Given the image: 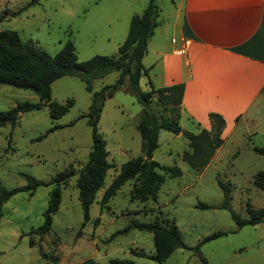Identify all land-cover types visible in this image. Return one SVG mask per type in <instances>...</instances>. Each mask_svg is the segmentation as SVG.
I'll return each mask as SVG.
<instances>
[{"label":"rangeland","instance_id":"rangeland-1","mask_svg":"<svg viewBox=\"0 0 264 264\" xmlns=\"http://www.w3.org/2000/svg\"><path fill=\"white\" fill-rule=\"evenodd\" d=\"M156 2L160 13L154 28V41L159 34L162 39L171 41L175 33L168 23L177 0ZM148 3L149 0H0V31L16 30L23 41L52 55L71 40L79 61H83L97 54H116L127 37L131 17L142 13ZM151 47H156V43ZM153 57V52H149L144 63L147 65ZM118 76V71H112L95 78L93 90L99 91L104 85L114 83ZM92 97L93 93L80 78L60 77L52 84V100L61 104L71 101L66 113L52 118L50 106L46 104L39 110L20 113L15 125L0 128V185L8 189L25 185L27 179L23 173L46 182L61 172L73 173L61 185V203L53 215L51 230L42 234L41 241L32 247L33 256L28 257V238L19 246L27 264H76L87 258L102 263L121 258L135 264H157L148 256L155 251L151 232L132 228L126 233L112 235L134 219L176 223L190 248H177L165 264H264V221L238 228L230 210L219 207L224 198L220 182L229 188L231 205L242 218L248 216L247 202L255 207L264 205V192L254 183L256 173L264 168V155L254 150L255 146H264L262 137L231 139L214 155L210 164L195 170L182 158L189 148L187 138L162 128L160 145L153 158L162 165H177L182 175L170 177L164 169H158L165 173L166 179L157 200L133 199L134 180H130L109 200L108 206L100 205L103 191L120 165L143 154L137 126L142 105L130 92L128 76L104 101L98 130L107 142L108 159L114 166L109 169L105 186L90 208V221L82 227L84 216L76 179L88 160L92 133L87 118H78L88 112ZM25 100L36 102L39 97L29 89L0 85V111L9 110ZM152 105L161 117H175L156 98ZM182 124L187 130H194L190 121L183 120ZM55 125L61 127L37 140ZM54 186L41 185L32 195L19 191L5 202L0 241L11 236L12 228L30 230L43 224ZM199 203L212 207L202 208L197 206ZM216 231L226 234L203 243L201 252H196L193 247ZM132 249L144 250L147 255H136Z\"/></svg>","mask_w":264,"mask_h":264},{"label":"trees","instance_id":"trees-1","mask_svg":"<svg viewBox=\"0 0 264 264\" xmlns=\"http://www.w3.org/2000/svg\"><path fill=\"white\" fill-rule=\"evenodd\" d=\"M156 1L149 0L147 7L142 13L134 14L131 17L127 37L119 46L116 54H97L83 61H79L75 46L71 40L67 41L57 54L52 55L23 41L16 30L5 29L0 31V85L5 84L29 89L39 97L36 102L25 100L9 110L0 111V128L7 125H15L20 113L39 110L46 104L50 106V116L52 118H59L66 113L72 104L71 101L68 104H61L52 100V84L60 77L66 75L78 77L86 83L87 90L93 93L88 112L81 114L78 118H87L92 133V146L88 160L81 168L76 179V185L79 190L78 198L84 216L82 227L90 221V208L96 201L99 190L105 186V179L109 169L114 166L108 159L107 142L98 130V121L105 98L123 85L126 76L129 77L130 92L138 98L142 105L141 117L137 126L142 138L143 154L130 158L120 165L112 181L103 191L99 200L101 206H108L109 200L130 180H134L131 189V197L133 199L140 201L157 200L158 192L166 179L165 173H161L158 169H164L170 177L182 175V169L177 165H162L153 158L155 150L160 145V129L165 128L175 134L182 133L187 138L189 148L183 152L182 158L195 170L205 168L213 159L216 150L224 142L221 132L225 126V119L217 113H210L211 130L202 129L200 132L195 133L182 129L179 119L184 83H174L158 88L151 85L147 90L141 86L140 80L148 72L143 64V57L148 49L149 38L158 22L159 9ZM112 71L119 72L116 81L112 84L104 85L99 91H94L93 80L104 77ZM154 98L165 109H170L171 114H174L175 117H161L158 115L152 105ZM60 127V125L53 126L45 134L39 136L37 140L44 138L49 132ZM254 150L264 155V146H255ZM23 175L27 179V183L23 186L8 189L0 185V226L3 205L12 195L19 191H27L32 195L39 186L54 184L48 207L44 212L43 224L30 231V234H46L51 230L53 215L59 209L61 203V185L73 173L61 172L47 182L37 180L27 173H23ZM254 183L264 192V168L256 173ZM220 185L224 190V198L219 207L230 210L238 228L264 221V205L255 207L247 202L246 211L248 216L242 218L231 205L232 195L229 188L222 182H220ZM197 206L202 208L212 207L208 203H199ZM98 220L99 217L95 219L96 222ZM132 228L147 230L153 234L155 251L152 254H148V256L157 261V264H165V261L177 248H190L184 242L175 222L165 224L159 220L143 222L134 219L112 235L126 233ZM224 234L226 232L216 231L203 238L193 248L200 253L203 243ZM132 252L136 255H147L144 250L132 249ZM76 264L135 263L132 260L121 258H112L106 263L99 262L94 258H87Z\"/></svg>","mask_w":264,"mask_h":264},{"label":"crops","instance_id":"crops-1","mask_svg":"<svg viewBox=\"0 0 264 264\" xmlns=\"http://www.w3.org/2000/svg\"><path fill=\"white\" fill-rule=\"evenodd\" d=\"M173 4L168 24L175 36L169 41L159 34L154 41V31L149 38L144 57L149 52L154 57L147 65L143 61L148 72L140 80L142 88L184 83L179 119L183 130H187L183 120L192 124L194 130L189 131L211 130L210 113L220 114L225 119L224 142L215 155L231 139L264 138V0H177ZM153 43L156 47H151ZM3 228L4 214L0 238ZM31 230L12 228L11 236L0 241V264L28 263L19 246L28 238L31 257L42 236L33 238Z\"/></svg>","mask_w":264,"mask_h":264}]
</instances>
